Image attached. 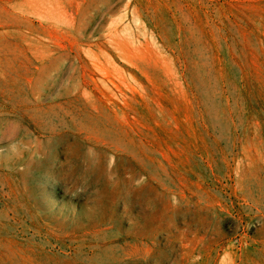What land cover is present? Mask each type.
I'll return each mask as SVG.
<instances>
[{
	"label": "rangeland",
	"instance_id": "1",
	"mask_svg": "<svg viewBox=\"0 0 264 264\" xmlns=\"http://www.w3.org/2000/svg\"><path fill=\"white\" fill-rule=\"evenodd\" d=\"M0 264H264V0H0Z\"/></svg>",
	"mask_w": 264,
	"mask_h": 264
},
{
	"label": "bare ground",
	"instance_id": "2",
	"mask_svg": "<svg viewBox=\"0 0 264 264\" xmlns=\"http://www.w3.org/2000/svg\"><path fill=\"white\" fill-rule=\"evenodd\" d=\"M111 68H112V66H111ZM103 138V137H102ZM100 139V138H99ZM105 139V138H104Z\"/></svg>",
	"mask_w": 264,
	"mask_h": 264
}]
</instances>
